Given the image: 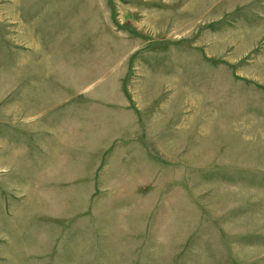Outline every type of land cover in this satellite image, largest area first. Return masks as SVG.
<instances>
[{
	"label": "rangeland",
	"instance_id": "rangeland-1",
	"mask_svg": "<svg viewBox=\"0 0 264 264\" xmlns=\"http://www.w3.org/2000/svg\"><path fill=\"white\" fill-rule=\"evenodd\" d=\"M0 264H264V0H0Z\"/></svg>",
	"mask_w": 264,
	"mask_h": 264
}]
</instances>
